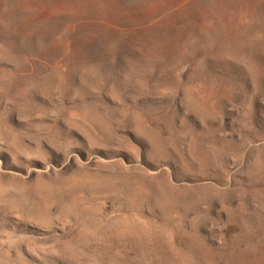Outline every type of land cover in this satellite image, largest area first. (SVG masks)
<instances>
[{
  "label": "rangeland",
  "instance_id": "obj_1",
  "mask_svg": "<svg viewBox=\"0 0 264 264\" xmlns=\"http://www.w3.org/2000/svg\"><path fill=\"white\" fill-rule=\"evenodd\" d=\"M0 264H264V0H0Z\"/></svg>",
  "mask_w": 264,
  "mask_h": 264
}]
</instances>
